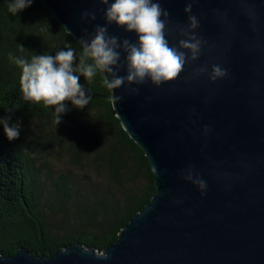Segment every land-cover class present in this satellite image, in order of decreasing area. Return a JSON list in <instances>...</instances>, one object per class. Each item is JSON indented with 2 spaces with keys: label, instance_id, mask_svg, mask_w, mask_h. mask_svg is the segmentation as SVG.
I'll return each instance as SVG.
<instances>
[{
  "label": "water",
  "instance_id": "1",
  "mask_svg": "<svg viewBox=\"0 0 264 264\" xmlns=\"http://www.w3.org/2000/svg\"><path fill=\"white\" fill-rule=\"evenodd\" d=\"M39 1L79 44L105 25L99 0ZM158 2L169 13L170 46L188 38L189 3L203 43L174 82L114 90L121 100L113 109L145 152L156 195L104 251L106 259L75 244L49 257L19 249L0 255V264H264V0ZM84 12L95 21H82ZM108 35L136 41L114 24ZM213 65L227 76L210 82L199 72ZM188 170L206 182L203 195L183 179Z\"/></svg>",
  "mask_w": 264,
  "mask_h": 264
},
{
  "label": "trees",
  "instance_id": "2",
  "mask_svg": "<svg viewBox=\"0 0 264 264\" xmlns=\"http://www.w3.org/2000/svg\"><path fill=\"white\" fill-rule=\"evenodd\" d=\"M8 2L0 0V118L21 132L9 142L0 127V255L24 249L49 257L75 244L104 252L156 195L154 172L117 118L101 74L91 83L80 77L90 104L76 110L65 102L58 125L51 109L22 99L9 54L30 60L70 44L78 63L81 45L41 1L16 16Z\"/></svg>",
  "mask_w": 264,
  "mask_h": 264
},
{
  "label": "clouds",
  "instance_id": "3",
  "mask_svg": "<svg viewBox=\"0 0 264 264\" xmlns=\"http://www.w3.org/2000/svg\"><path fill=\"white\" fill-rule=\"evenodd\" d=\"M34 0H11L7 11L12 16L31 7ZM104 6V26H97L94 34L82 39L79 62L76 50L66 44L54 55H33L30 60L21 56L9 54L8 59L20 69L19 85L22 99L31 104H40L52 111L56 124L61 122L69 108L65 102H70L76 110H83L92 99L89 92L79 83L83 76L91 83L97 74H101L108 89L109 99L114 104L119 103L120 96H114V90L122 86H141L146 81L159 88L163 84L174 82L184 70L186 62L198 60L201 54L202 39L195 35L199 21L191 15L192 4L184 8L188 14L187 32L182 34L188 38L181 39L178 47L170 46L165 29L169 13L158 0H99ZM94 13L84 12L82 21H95ZM115 25L127 33L134 34L135 42L128 39L119 40L108 35V26ZM191 33V35H188ZM21 51L25 49L20 46ZM186 50V51H184ZM121 53L124 63L121 64ZM126 74L121 76V68ZM201 74H207L210 82L224 79L227 71L219 65H213L209 72L207 67L199 69ZM135 91V89H133ZM6 139L12 142L19 138L21 126L11 123L10 118H0ZM209 130L207 127L204 129ZM183 179L196 186L203 195L207 185L198 175L190 170L182 173ZM82 253H88L87 248H81ZM97 259H106L104 252L94 254Z\"/></svg>",
  "mask_w": 264,
  "mask_h": 264
},
{
  "label": "rangeland",
  "instance_id": "4",
  "mask_svg": "<svg viewBox=\"0 0 264 264\" xmlns=\"http://www.w3.org/2000/svg\"><path fill=\"white\" fill-rule=\"evenodd\" d=\"M61 163H63L62 159L56 158L54 160V164H56V167L54 168H58V166L61 165ZM60 233H62L61 230H60Z\"/></svg>",
  "mask_w": 264,
  "mask_h": 264
}]
</instances>
